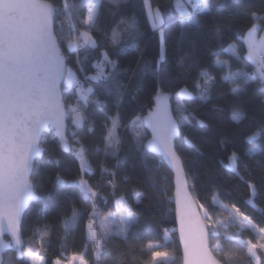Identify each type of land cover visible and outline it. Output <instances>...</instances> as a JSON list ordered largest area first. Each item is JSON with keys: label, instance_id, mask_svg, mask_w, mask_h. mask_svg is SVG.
Returning a JSON list of instances; mask_svg holds the SVG:
<instances>
[{"label": "snow or ice", "instance_id": "1", "mask_svg": "<svg viewBox=\"0 0 264 264\" xmlns=\"http://www.w3.org/2000/svg\"><path fill=\"white\" fill-rule=\"evenodd\" d=\"M127 2L0 0V264H62L63 253L55 258L50 256V241L45 240L52 226L45 223L41 228L32 230L26 240L22 217L30 202L41 203L42 198L37 192L42 187L43 177L34 181L33 174L40 173L43 157L49 152L44 147L45 133L50 134L60 146L74 152L79 159V176L66 181L58 174L53 187L75 190L84 203L90 204L86 237L92 244L95 264H105V257L113 256L108 248L113 238H119L127 245L130 240L140 237L141 215L134 211V206L124 195L116 200L114 213L101 215L98 203L107 202L101 188L110 187L111 194L116 196L121 181L116 171L101 167L100 181L104 182L103 185L99 181L90 183L93 173L88 163V148L77 132L72 133L73 146L69 148L65 124L66 119H71L77 129L92 132L89 109L99 107L107 129L105 152L118 157L121 140L117 130L122 127L121 117L119 112L109 115L104 111L107 103L102 99L114 95L118 106L128 90V86L117 79L118 62L111 59L107 51L102 52L103 59L94 65L96 73L91 76L85 74L84 82H81L67 67L62 46L67 52L75 54L76 64L82 65L81 56L87 59L89 51L99 48L93 33L103 32V12L107 5L112 15L119 17L110 29L112 45L120 48L131 46L141 51L137 44L141 35L137 19L134 14L122 12ZM142 3L153 31L159 35L161 60L164 58L166 28L170 22L178 23L183 29L202 25L206 18H210L212 32L224 42L223 38L233 34L231 30L239 20L247 21L241 25L239 32V42L246 45V54L235 55L237 41L229 44L224 51L233 53L236 62H251L254 71L239 68L233 71V58L217 59L215 63L226 69L224 74L218 80L207 71L201 72L205 83L202 87L197 85L198 97L186 88L181 89L176 94L178 115L173 117L167 104L169 94L164 91L166 85L160 78L164 70L159 61L153 65L146 63L141 72L152 71L157 75L155 106L147 116H137L127 126L133 131L134 146L142 153L144 170L153 187L156 186V174L160 168H170L177 174L175 212L184 244L183 264H225L226 261L232 264L233 258H236L235 264H242L243 256L247 257V264H264V220L255 221L236 203L230 207L221 203L219 194H213L211 205L206 206L193 198L186 177L183 181L179 178L185 168L184 148L200 152L193 143L191 132L207 131L211 126L196 108L182 107L180 99L189 96L207 104L218 86H226L224 95L235 98L232 119L239 122L244 118L241 112L243 97L253 91L264 96V0H173L171 20H166L165 12L159 5L153 7L152 0H142ZM78 23L84 26L83 29L77 27ZM65 25L68 29L66 35ZM103 34L109 35V32ZM79 70L84 71L83 67ZM68 92H71V97L66 99L64 94ZM261 103L264 104V99ZM138 124H146L150 128V139L139 131ZM260 129L264 130V120L260 122ZM258 137L264 139L257 131L247 140L253 141ZM149 159L157 162L149 166ZM227 159L229 163L224 167L231 177L242 181L253 196L258 190L264 191V148L232 151ZM220 163L223 164V161ZM128 179L125 176L123 182ZM191 187L194 189V185ZM134 193V204L142 203V197L148 198L145 192L134 190ZM248 203L251 204L252 200L249 199ZM214 205H218L220 212H226L227 216L218 215ZM46 213L45 206L42 215ZM80 215L79 210L74 208L72 217L64 221L65 238L77 226ZM237 223L240 234L229 235L228 228ZM222 230L223 238L234 241L236 245L224 256H220L224 252L219 242ZM244 231H251L258 239L255 242L253 239H242ZM213 239L217 240L215 245H211ZM162 248L164 245L151 240L143 244L141 254L148 253L143 264H167L169 253ZM86 252L87 248L79 257L74 255L72 261L79 259V264H90L85 258ZM107 264L117 262L110 259Z\"/></svg>", "mask_w": 264, "mask_h": 264}, {"label": "trees", "instance_id": "2", "mask_svg": "<svg viewBox=\"0 0 264 264\" xmlns=\"http://www.w3.org/2000/svg\"><path fill=\"white\" fill-rule=\"evenodd\" d=\"M172 3L173 0H152L154 7L159 5L164 10L166 20L172 19ZM122 12L129 15L134 14L137 19L141 33L137 44L141 51L131 46L120 48L112 45L110 29L119 17H114L110 6L107 5L103 12L102 23L103 32H109V35H104L103 32L93 33L99 48L89 51L87 59H84L82 55V65L76 64L75 54L67 52L62 46L67 57V67L76 73L81 82H84L85 74L91 76L96 73L94 65L103 59L102 52L107 51L110 58L118 62L117 79L120 83L127 85L128 90L124 92L123 99L118 106L114 95L104 96L102 99L107 103L104 111H107L109 115H115L117 112L120 114L122 127L117 130V135L121 140L120 153L117 157L107 155L105 152L104 138L107 135V129L99 107L89 109V123L94 129L92 132L77 129L71 119H68L69 146L70 148L73 146L72 133L77 132L88 148V163L93 173L90 183L98 182L92 177L97 179L100 177L101 167L117 172L121 183L116 196L111 194L110 187L101 188V194L107 196V202L98 203L101 215L116 211V200L120 195H124L129 204L134 206V211L141 215L138 229L140 237L134 241L130 240L127 245L119 238H113L108 244L113 256L105 257V264L110 259L115 260L117 264H143L148 253L145 252L142 255L141 246L150 240L164 245L161 250H167L173 256L167 264H182V252L176 231L173 173L170 168H160L156 174V186L151 185L149 176L144 170L145 161L142 153L135 148L133 131L127 126L137 116H144L153 105L157 75L152 71L141 72V69L146 63L153 65L159 61L161 69L164 70L160 77L166 85L164 91L171 94L173 110L177 116L178 97L176 94L179 90L186 88L193 96L198 97L197 85L203 80L201 72L206 70L218 80L224 74L226 69L223 65L215 63L217 59L233 58V71L238 68L248 72L255 70L251 62L244 64L235 61V55L246 54V45L239 42V32L241 25L246 24L247 21L239 20L231 30L233 34L223 38L224 42L212 32L210 18H206L202 25H192L183 29L178 23L170 22L166 28L164 58L161 60L160 38L158 33L152 29L142 0H128L127 7ZM59 24L60 19L58 18L57 26ZM77 27L83 29L84 26L78 23ZM57 31L59 32V27ZM67 31L65 25V35ZM234 41L238 42L236 54L225 52L224 49ZM81 67L84 71L79 70ZM93 86H96L95 82ZM138 86L139 91L137 92ZM226 92V86H218L211 102L207 104H202L199 99H192L189 96H184L179 100L184 108H196L198 114L210 121L211 125L207 131L193 130L191 132L193 143L200 149L199 153L190 147L184 148L185 170L190 189L195 198L205 203L206 206L211 205L213 194H219L218 197L223 203L229 206L236 203L255 221H262L264 220V191L258 190L253 196L242 181L229 175V170L224 165H227V158L232 151L245 152L249 148H264V139L258 137L253 141L247 140L249 135L257 131H260L261 137H264V130L260 129V122L264 120V104L261 103L264 96L258 91H253L243 97L241 112L244 118L237 122L232 119L235 98L224 95ZM64 95L67 99L71 97V92ZM138 128L149 138V131L144 124H138ZM44 139V147L49 152L43 157L40 173L33 174L34 181H39L41 176L43 177L42 187L37 192L42 199L41 203L32 202L24 213L25 239L27 240L31 235L32 230L41 228L47 223L52 226L49 236L45 237L46 241H50V256L55 258L63 253L62 261L68 260L72 254H81L87 248L85 258L90 261V264H95L92 244L86 237L88 213L91 212L90 204L84 203L75 190L53 187L58 174L66 181L79 176V159L74 152L60 146L50 134L45 133ZM259 157L258 153L257 158ZM220 161H223V164ZM156 162L152 159L147 161L149 166ZM125 176L129 178L127 182H123ZM100 183L103 185L104 182L100 181ZM193 185L194 189L191 187ZM134 190L145 192L148 198L142 197V203L134 204ZM251 197H253V203L249 204L248 200ZM45 206L47 213L42 215V209ZM213 207L219 215V206L214 205ZM74 208L79 210L81 215L78 217L77 226L67 233V238H65L63 224L66 219L72 217ZM166 232L170 233V240H165ZM228 232L229 235H237L240 234L241 229L231 225ZM242 239H253L255 242L258 238L251 231H244ZM216 242L217 240L213 239L211 245H215ZM219 242L224 248L220 256L226 255L230 248L236 246L234 241L229 242L223 238V230ZM235 259L233 258L232 264H235ZM225 264L228 262L226 261ZM242 264H247L246 256H243Z\"/></svg>", "mask_w": 264, "mask_h": 264}, {"label": "water", "instance_id": "3", "mask_svg": "<svg viewBox=\"0 0 264 264\" xmlns=\"http://www.w3.org/2000/svg\"><path fill=\"white\" fill-rule=\"evenodd\" d=\"M62 51H63V50H62ZM64 55H65V54H64ZM66 63H67V61H66ZM168 94H169V98H168L167 104L169 105L170 109L172 110V115H173V117H175V113H174L173 105H172V101H171L172 96H171L170 93H168ZM154 106H155V100H153V105H152L151 109L154 108ZM151 109H150V110H151ZM150 110H149V111H150ZM149 111H148L144 116H147L148 113H149ZM65 124H66V127H67V139H68V145H69V138H68V131H69V129H68V119H66ZM144 126H145V128L149 131V134H150L149 139H150V138H151V130H150V128L147 127L146 124H144ZM63 148L66 149L65 147H63ZM69 148H70V146H69ZM66 150H68V149H66ZM170 170L172 171L173 176H174V178H173V183H174V206H175V208H176V205H175V192H176V186H177V174H176V172H175L174 170H172V169H170ZM185 177H186V179H187V183H188V185H189V180H188V177H187V173H186V170H185V168H184V173L181 174V176H180L179 178H180L181 181H183V180L185 179ZM189 186H190V185H189ZM190 191H191V189H190ZM191 193H192V191H191ZM37 195H38V194H37ZM192 196H193V198H195V196L193 195V193H192ZM195 199H196V198H195ZM33 202H35V201H33ZM31 203H32V202H30V203L28 204V206L24 209V212H23V214H22V217L24 216V213H25L26 209L29 207V205H30ZM175 217H176V212H175ZM176 231H177L178 241H179V244H180V247H181V252H182V264H183V260H184V244H183V241H182V239H181V235H180V224H179V221H178L177 217H176Z\"/></svg>", "mask_w": 264, "mask_h": 264}, {"label": "rangeland", "instance_id": "4", "mask_svg": "<svg viewBox=\"0 0 264 264\" xmlns=\"http://www.w3.org/2000/svg\"><path fill=\"white\" fill-rule=\"evenodd\" d=\"M154 7V6H153ZM150 20V19H149ZM70 69V68H69ZM72 70V69H71ZM73 71V70H72ZM206 71V70H205ZM74 72V71H73ZM75 73V72H74ZM76 74V73H75ZM204 83H205V78L203 77V80L200 82V86L202 87L203 85H204ZM182 89H184V88H182ZM181 90H179L177 93H179ZM177 96V95H176ZM254 148H256V147H254ZM228 163H229V161H228ZM227 163V164H228ZM93 179H96L97 181H99L100 182V179L98 178H96V177H92ZM219 198V197H218ZM251 200H252V203H253V197H251L250 198ZM219 200L221 201V199L219 198ZM221 203H223L222 201H221ZM223 204H225V203H223ZM230 207V206H229ZM112 213H114V212H112ZM218 213H219V215H221L222 217H226L227 216V213L226 212H224V213H221L220 212V210L218 211ZM106 214H108V213H106ZM106 214H102V215H106ZM233 226H235V227H237V228H239L240 229V225L237 223V224H233ZM258 238V237H257ZM171 239V235H170V233L169 232H166L165 233V240H170ZM77 256V257H79V255L80 254H72L70 257H69V259L68 260H63L62 261V264H79V259H77L75 262H73L72 261V257L73 256ZM173 259V256L172 255H170L169 254V259H168V261L167 262H169V261H171Z\"/></svg>", "mask_w": 264, "mask_h": 264}, {"label": "built area", "instance_id": "5", "mask_svg": "<svg viewBox=\"0 0 264 264\" xmlns=\"http://www.w3.org/2000/svg\"><path fill=\"white\" fill-rule=\"evenodd\" d=\"M100 179V177H98Z\"/></svg>", "mask_w": 264, "mask_h": 264}]
</instances>
